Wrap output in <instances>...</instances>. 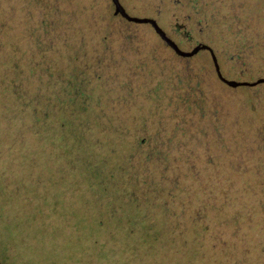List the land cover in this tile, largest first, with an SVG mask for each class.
Here are the masks:
<instances>
[{
  "label": "trees",
  "instance_id": "1",
  "mask_svg": "<svg viewBox=\"0 0 264 264\" xmlns=\"http://www.w3.org/2000/svg\"><path fill=\"white\" fill-rule=\"evenodd\" d=\"M191 1L250 80L262 77L264 0ZM102 4L0 0V247H47L21 253L27 264L58 254L79 264L78 247H103V264H264L252 221L264 211V151L234 142L218 155L222 129L200 81L137 45L110 46ZM11 158L52 174L19 176ZM234 171L253 177L252 222L232 218L246 187L228 189Z\"/></svg>",
  "mask_w": 264,
  "mask_h": 264
},
{
  "label": "rangeland",
  "instance_id": "2",
  "mask_svg": "<svg viewBox=\"0 0 264 264\" xmlns=\"http://www.w3.org/2000/svg\"><path fill=\"white\" fill-rule=\"evenodd\" d=\"M227 4L230 5L231 1L227 2ZM111 19V11L103 6V22L107 24V33L111 36L110 40L108 41L110 43V46L115 45V47L117 48L126 49L137 45V49L139 52H146L147 56H149L151 59H158V62H160V67L162 64L163 68L169 67L170 64L173 65L174 63L176 65L175 67L177 68V71L180 72L183 77L188 78L192 81H200L202 85L201 87L204 90V93H206V103L211 109V113L213 112V114L217 118V122L220 124V127L222 129V134L220 135L222 143H219L214 147L218 155L224 156L221 145H224L228 149V151L234 150L236 148L234 142H236L237 145H243L244 151L247 155L264 151V84L246 87H230L217 79L213 63L207 53L197 54L193 57V59L189 60H178L172 55V53L162 47V42L160 40L150 35L149 33L147 34L143 29H134L133 26L130 27L129 25L125 24H122L123 26L121 24L114 25L111 24ZM201 27L202 25H200V28ZM214 29L215 28L211 30V33L207 37V39H209L210 43L212 42L218 49L217 51L220 54V59H218L221 65L220 68L222 73L227 78L250 80L251 75H255L256 73H251L249 67L246 68L242 66L239 61L234 58L235 55L232 54L233 52H230L231 50L229 43H224V41H222L224 39H218V34ZM15 38L16 34H13L11 36V39L13 40ZM127 51L130 52L131 50ZM262 64L263 61H260L259 66ZM258 74L263 75L262 77H264V73L259 72ZM254 79L256 78H253L252 80ZM192 100L195 102L194 99ZM205 122L208 132L213 133L212 123L210 121ZM6 123L7 122L5 121V124ZM24 142L25 141H22L20 144H23ZM225 160L227 165H229L230 167L237 170L239 169V164L237 163L236 159H233L230 156H226ZM9 161L12 169L14 171H18L19 176L21 175L22 171L27 169H29L33 174H37L39 172L43 173L45 171L52 174L53 171V168L50 165L47 168H43L42 166L39 167L35 161L30 164L26 163L22 159L11 158L8 160V162ZM236 166H238V168H236ZM62 174V182L67 181L69 178L67 171H63ZM239 175L240 174H237L234 171L231 173L230 179L227 178L229 190H233L230 187L234 186H246L245 192H243L242 196H235L230 201L234 202V204L236 205V209L233 210V214L235 213V215L232 218L234 219V221H236V219L238 218L248 216L247 219H249L248 221L250 222H261L260 224L263 225L259 227L257 234L262 237L264 235V211L262 214L260 213V211L262 210L257 208V210H255L257 211L256 217H254L251 221L253 212V209H251V205L253 204L250 203L249 198L244 199L246 196H249L247 183H249V185H252L254 183L252 179L253 177L246 176L241 178ZM219 181H222V179L220 180L219 178ZM260 197L263 198L262 201L264 204V193H261ZM66 204L67 202L64 203V205ZM74 205L75 204H72L70 206V209H79L77 205ZM63 214H65L64 211ZM66 219L67 217H65V220ZM57 227L61 230L62 224H58ZM245 230L246 229H242V231H244L246 234L252 235L251 232H247ZM43 248L47 247H28L26 248V251H24L23 249L20 252L24 253L32 252L31 250H36L34 254H37L36 252L41 251ZM69 248H71L72 253L74 251V248ZM16 250L18 249L13 247H0V263L16 264L14 263L15 261H23L25 258H27L24 254V256H20V252L18 253V251ZM78 250L80 252L78 258H76L75 254H73L71 257L74 260H77L79 264H103V247H78ZM4 255L7 256L4 257ZM58 256H60V254L55 256V258L52 259L49 263V260H47L44 264H61V257ZM4 259L7 260L8 263ZM69 261L71 262L72 259H70ZM112 261L115 262L114 264H120L119 261H114L113 258ZM70 262L68 264H70ZM135 264H137V262Z\"/></svg>",
  "mask_w": 264,
  "mask_h": 264
},
{
  "label": "flooded vegetation",
  "instance_id": "3",
  "mask_svg": "<svg viewBox=\"0 0 264 264\" xmlns=\"http://www.w3.org/2000/svg\"><path fill=\"white\" fill-rule=\"evenodd\" d=\"M119 2L125 8L126 12L131 15L155 19L165 30L166 34L177 42L179 47L183 50H190L193 46L199 43L213 44L207 39L211 31L205 27V29L203 28V24L200 22V16L196 14V11L192 8L191 0H119ZM103 6L109 9L113 14L111 24H125L130 27L133 26L134 29H143L147 34L149 33L160 40L162 42V47L172 53V55L178 60L193 59L194 56L200 53H207L210 56V53L207 50L199 51L195 55L189 57L180 56L163 42L160 36L149 24L134 23L125 19L119 13H115L114 5L111 0H103ZM200 25H202L201 28ZM215 53L220 59L219 52L216 50ZM19 252L20 251H18V253ZM5 256L7 255H4V257ZM5 261L8 263L7 260ZM14 263L27 264L25 260L15 261Z\"/></svg>",
  "mask_w": 264,
  "mask_h": 264
},
{
  "label": "water",
  "instance_id": "4",
  "mask_svg": "<svg viewBox=\"0 0 264 264\" xmlns=\"http://www.w3.org/2000/svg\"><path fill=\"white\" fill-rule=\"evenodd\" d=\"M111 1L114 5L115 13H119L125 19L131 22H134V23L149 24L155 30V32L160 36L163 42H165V44L171 47L180 56L189 57V56L195 55L196 53L202 50L209 51L210 58L214 66L215 74L217 78L223 83H225L226 85L230 87H239V86L246 87V86H254L260 83H264V77H258L254 80H240V79L227 78L221 71V68H220L221 65H220L219 59L217 57V54L215 53V50L213 49L211 45L207 43H199L193 46L190 50H183L182 48L179 47L177 42H175L172 38H170L166 34L165 30L157 23L155 19L131 15L126 12L125 8L121 5L119 0H111Z\"/></svg>",
  "mask_w": 264,
  "mask_h": 264
}]
</instances>
